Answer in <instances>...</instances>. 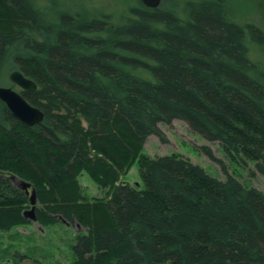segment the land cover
Returning <instances> with one entry per match:
<instances>
[{
  "label": "trees",
  "instance_id": "trees-1",
  "mask_svg": "<svg viewBox=\"0 0 264 264\" xmlns=\"http://www.w3.org/2000/svg\"><path fill=\"white\" fill-rule=\"evenodd\" d=\"M49 7L0 0V86L20 70L38 86L21 94L45 114L28 126L0 100V231L31 223L17 176L36 189L41 225L88 229L73 264H264L262 191L143 154L181 120L264 177V64L251 56L264 31L226 0L191 3L185 18L137 6L120 24ZM134 163L144 186L117 184ZM83 173L102 198L88 200Z\"/></svg>",
  "mask_w": 264,
  "mask_h": 264
},
{
  "label": "rangeland",
  "instance_id": "rangeland-1",
  "mask_svg": "<svg viewBox=\"0 0 264 264\" xmlns=\"http://www.w3.org/2000/svg\"><path fill=\"white\" fill-rule=\"evenodd\" d=\"M42 5L50 3L49 13L82 14L87 19L111 16L116 24L124 20L129 10L145 4L142 0H40ZM207 1V0H203ZM202 0H162L159 8L173 11L186 17V9L191 3ZM227 10L242 23L255 24L264 31V0H226ZM182 14V15H181ZM251 56L264 64V51L259 47L251 49ZM11 70L6 72L2 86L14 87L10 80ZM164 139L152 135L148 138L143 154L156 158L167 155H178L202 167L210 176L225 181L230 175L248 188H256L264 193V177L257 172L255 164L248 161L244 164L231 157L219 142H209L194 132L187 123L174 120L171 124H161ZM209 147L216 160L209 158L203 147ZM127 182L137 188L144 186L138 165L131 164L127 172L120 177L117 184ZM80 184L86 191L87 198L99 200L104 196L102 189L83 173ZM31 198V191H26ZM38 198V197H37ZM40 207L38 202L37 208ZM41 208V207H40ZM31 210L28 207L23 212ZM79 232L86 234L88 229L80 224H54L43 226L38 221L13 228L9 232L0 231V264H73V250Z\"/></svg>",
  "mask_w": 264,
  "mask_h": 264
},
{
  "label": "water",
  "instance_id": "water-1",
  "mask_svg": "<svg viewBox=\"0 0 264 264\" xmlns=\"http://www.w3.org/2000/svg\"><path fill=\"white\" fill-rule=\"evenodd\" d=\"M142 2L152 9H156L161 5L162 0H142ZM12 83L19 86L23 91L34 92L37 90V85L28 78H25L21 73L14 72L10 76ZM0 100L3 101L12 114L21 122L33 126L43 120V114L40 110L27 101L22 94L13 90L0 88ZM29 187V184H24ZM31 210L24 213L25 217L32 221H37L36 205L37 195L35 190L30 198Z\"/></svg>",
  "mask_w": 264,
  "mask_h": 264
},
{
  "label": "bare ground",
  "instance_id": "bare-ground-1",
  "mask_svg": "<svg viewBox=\"0 0 264 264\" xmlns=\"http://www.w3.org/2000/svg\"><path fill=\"white\" fill-rule=\"evenodd\" d=\"M160 7V6H159ZM158 7V8H159ZM150 8V7H149ZM14 72H19V73H21L25 78H28V77H26L24 74H23V72H21L20 70H15V71H12L11 72V74L12 73H14ZM11 74H10V76H11ZM9 76V77H10ZM28 79H30V78H28ZM10 80H11V78H10ZM31 80V79H30ZM31 81H33V80H31ZM12 82V81H11ZM34 82V81H33ZM35 83V82H34ZM14 84V83H13ZM36 84V83H35ZM15 85V84H14ZM37 85V84H36ZM15 86H17V85H15ZM19 87V86H18ZM0 88H6V89H13V90H15V91H17V92H19L20 94H21V92L19 91V90H17L16 88H14V87H4V86H0ZM37 88H38V86H37ZM20 90H22L21 88H20ZM23 91V90H22ZM26 92V91H25ZM28 101V100H27ZM3 102V101H2ZM7 106V105H6ZM36 107V106H35ZM38 108V107H37ZM39 109V108H38ZM40 110V109H39ZM40 112L43 114V120H44V118H45V114L43 113V111L42 110H40ZM43 120L41 121V122H43ZM41 122H39V123H37V124H40ZM23 123V122H22ZM25 124V123H24ZM36 124V125H37ZM25 125H27V124H25ZM28 126H30V125H28ZM33 126H35V125H33ZM11 179H12V181L13 182H15V184L18 186V187H20L21 189H23L24 191H31L32 192V194H33V190H35V192H36V189H35V187L33 186V184H31V183H29V182H27V181H24V180H21L20 178H18L17 176H11ZM29 184L30 186L29 187H25L24 186V184ZM32 194H31V196H32ZM36 195H37V192H36ZM37 205H38V198H37ZM36 215H37V210H36ZM25 216V215H24ZM32 221V220H31ZM37 221H38V216H37ZM37 221H32V222H37Z\"/></svg>",
  "mask_w": 264,
  "mask_h": 264
}]
</instances>
